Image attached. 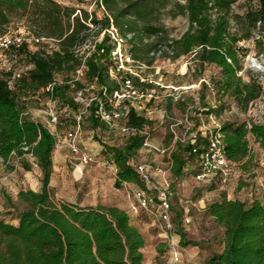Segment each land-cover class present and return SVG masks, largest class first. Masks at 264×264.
<instances>
[{"label":"trees","instance_id":"16d2710c","mask_svg":"<svg viewBox=\"0 0 264 264\" xmlns=\"http://www.w3.org/2000/svg\"><path fill=\"white\" fill-rule=\"evenodd\" d=\"M96 1L105 12L101 19L95 14L89 16L86 11L80 10L78 14L55 0H0V36L6 33L13 18L25 17L32 35L56 45L51 51L40 48L32 53L22 46L14 49L31 65L14 89L9 85L12 72L0 73V158L8 164L13 156L22 159L30 155L41 172L39 190L21 189L17 194L18 201L24 205L16 213L17 223L0 220V264H143L145 238L130 223L126 210L117 206L80 207L53 202L50 181L57 138L42 122L24 114L22 100L27 91H38L58 74L67 77L83 63L89 83L98 87L90 108L92 126L107 128L95 111L100 102L107 106L108 96L120 87V82L110 76L114 43L105 32L84 62L78 51L87 40L97 37L111 24L126 38L129 52L136 61L151 65L158 52L171 60L194 53L199 65L219 68V76L211 81L216 93L221 97L230 95L243 112L264 95L257 79L244 81L238 74L243 51L239 42L248 39L257 21L264 19V0H258V10L249 8L246 23L240 26L241 35L231 31L229 17L232 5L238 0H184L183 3L178 0L169 15L185 16L188 20V28L178 38L169 36L158 17L168 0ZM203 87L207 89L206 85ZM72 89L82 90L84 85L79 80L66 79L54 87L51 95L43 94L78 112L79 103L69 96ZM201 98L204 101V94ZM204 105L207 114L222 107ZM125 124L143 131L152 121L130 107ZM219 129L224 135L227 158L247 170L252 161L248 138L252 137L264 149V123L227 120ZM144 137L138 133L128 136L122 146L102 145L103 152L116 167V188L125 182L144 188L131 163ZM192 146L190 140L176 143L170 153L172 176L179 178L187 161H197ZM22 165L30 169L29 164ZM205 214L223 228V249L211 253L205 264H264V195L250 204L223 197L208 203ZM177 232L181 246L197 244L186 239L184 231Z\"/></svg>","mask_w":264,"mask_h":264},{"label":"rangeland","instance_id":"374dc122","mask_svg":"<svg viewBox=\"0 0 264 264\" xmlns=\"http://www.w3.org/2000/svg\"><path fill=\"white\" fill-rule=\"evenodd\" d=\"M63 6L73 8L78 14L80 10L86 11L88 15L95 14L99 19L103 18L105 12L103 7L96 0H55ZM178 0H168L166 7L160 10V23L168 30L171 38H178L188 28V20L185 16L171 17L170 9ZM182 3L184 0H179ZM249 8L258 10L260 4L258 0H238L232 5L229 17L231 21V31L241 35L240 26L244 25L245 16ZM248 39L239 42L243 49L241 52V70L238 74L244 81L255 78L259 81L260 74L251 64V59H256L262 63L264 54V24L258 25ZM89 22V20H88ZM93 31L96 27L89 22ZM104 31V30H103ZM103 31L95 40L102 39ZM6 33L9 36H19L24 38V47L29 53L45 48L51 51L56 48L52 41L35 42L32 40V30L27 24L25 17L13 18ZM108 34V32H107ZM261 42L259 44L258 42ZM15 48L3 49L0 47V73L9 71L12 75L9 79L11 88H15L19 78L26 75L31 65L24 56H20ZM129 43L125 44V51L129 52ZM111 67L114 60L111 59ZM135 70L137 67H134ZM140 73L148 76L154 83H162L163 88L158 90V99L146 103L145 109L139 110L138 114L143 115L152 124L144 127L143 133L148 136L153 144L165 148L166 152L160 154L154 151H140L134 154L131 159L134 167L141 163L149 164L162 169L168 177L171 185L170 203L171 217L174 224L171 233L180 235L177 230L184 231L186 239L197 241L211 253H217L223 246V228L217 226L212 218L205 214V207L208 203L220 200L223 193H228L233 199H240L249 203L254 196V188L259 186V177H264V149L252 137L248 138L252 154V161L247 170L240 165L236 169L245 173L240 178L236 177L228 184L222 185L218 180L211 183L201 182L195 179L197 171V161H187L183 168L182 175L176 178L171 175L170 153L175 149L176 142L170 124L175 121H183L188 117L194 125L191 130L186 125H178L173 128L176 135L188 138L190 132L198 130L200 127L213 129L215 124L221 125L223 121L264 123V95L250 103L247 111H241L234 99L230 95L221 97L209 88H204L205 83H212L217 78L220 69L214 65H199L194 58V53L181 56L177 60H171L161 55L156 56L151 65L142 66ZM68 77V78H67ZM66 75L58 74L55 80L64 82L66 79H75L82 82L84 89L70 90L69 96L79 103L78 110L85 111L81 121V131L78 134L79 145L91 153L94 161L89 165H83L72 153L66 144V136L73 131L74 111L71 107L64 105L59 100H50L49 97L38 91H27L24 101V114L35 121H40L61 141L59 147H55L53 152V173L50 181L51 198L57 205L68 203L80 207L103 206H123L134 203L132 190L139 188L138 185L129 183L131 188L122 185L116 188L114 185L116 178V167L108 154L103 152L102 145L122 146L128 136L121 133L118 128L108 129L105 127L93 128L91 123V105L97 96L98 87L90 84L85 72L76 70L75 73ZM262 85V84H261ZM73 87V86H72ZM264 87V85H262ZM264 91V88H262ZM174 94L178 98H171ZM204 94V101L201 95ZM216 107L222 105L221 109L215 108L214 112L207 114V106ZM126 103L114 104L108 99L105 109L112 113H122L126 109ZM49 109L57 116V123L51 121L47 114ZM218 109V110H217ZM202 111V112H201ZM166 114L168 118H162ZM118 125L125 123V118L120 115L117 118ZM23 163L30 165L26 170ZM257 176V178H255ZM41 172L36 164V160L30 156L17 158L13 156L8 164L0 161V220L8 223H17L15 218L18 210L23 208V204L17 199L19 190L31 189L34 191L40 188ZM155 181L161 179L158 173L153 172ZM250 194V195H249ZM129 210L130 223L136 226L145 238V246L142 249L143 264H168L169 249L167 239L161 235L156 226V219L145 211L138 214ZM190 222L186 223L185 219ZM168 235L170 233L168 232ZM166 245V246H165ZM204 261H201V264Z\"/></svg>","mask_w":264,"mask_h":264},{"label":"built area","instance_id":"2783aa9c","mask_svg":"<svg viewBox=\"0 0 264 264\" xmlns=\"http://www.w3.org/2000/svg\"><path fill=\"white\" fill-rule=\"evenodd\" d=\"M264 24V21H259L258 25ZM91 27V25H89ZM108 32L111 40L114 43L112 49V58L114 60V66L110 69V76L119 81V89L115 90L108 99L114 104L126 103V109L122 113H112L105 109V105L100 102L98 109L95 111L97 117L102 120L108 129L118 128L121 133L132 136L138 133H143L134 127H129L125 123L118 125L117 118L122 115L126 118L130 107L134 108L138 113L139 110L145 109V104L158 99V90L163 88L162 83H154L152 79L144 74L140 73L142 66L146 64L133 59L130 52L125 51L126 38L123 37L117 29L111 24L110 27L103 31V34ZM32 40L35 42L50 41L45 38L36 37L32 35ZM264 40V39H262ZM101 39H89L79 49L78 54L81 56L82 62L87 56L94 51L96 42H100ZM24 38L19 36H9L7 33L0 36V47L3 49L19 48L23 45ZM160 55V52L156 56ZM262 56V63H259L256 59H251V64L254 66L257 64L256 70L259 72V83L264 85V54ZM137 67L135 70L134 67ZM84 69L83 63L79 68V71ZM62 84L54 79V81L48 83L44 87L40 88L41 93L51 95L54 87ZM207 88L211 91L214 89L213 83H205ZM261 85V86H262ZM264 88V87H262ZM171 98H178L174 94L169 95ZM50 100H53L51 96H48ZM96 100V99H95ZM85 111L80 110L73 115L74 129L67 134L66 144L72 153L77 157L83 165H89L94 161V157L91 153L86 151L79 145L78 134L81 131V121ZM202 112V111H201ZM51 121L56 124L57 116L49 109L47 113ZM162 118H168L166 114H163ZM178 125H186L188 130H192L194 125L186 117L183 121H175L170 124L172 133L174 134V141L185 143L191 141L192 153L197 159V171L195 179L201 182L211 183L218 180L222 185H226L233 178H240L245 173L241 169H236L237 163L229 160L225 151L224 135L220 131V125L215 124L213 129L206 127H200L194 132H190L188 138L185 139L176 135L173 128ZM60 140L56 141V146L59 147ZM140 151H154L160 154L166 152L165 148H161L158 145L152 143L149 137L146 135L142 142ZM0 161H3L0 158ZM136 172L144 184V188H133L132 195L134 203L131 205V212L138 214L140 211L150 213L156 219L157 227L160 230L162 236L167 239V245L169 249V262L168 264H179L181 252L179 249L180 240L177 235L171 233L174 224L171 217V203H170V181L165 176V172L157 167H153L146 163H141L135 166ZM153 172L158 173L161 177L159 181H155L153 178ZM257 178V176L255 177ZM127 188H131L129 183H123ZM186 223L190 222L189 218L185 219ZM168 232L170 235H168Z\"/></svg>","mask_w":264,"mask_h":264},{"label":"crops","instance_id":"0c3cea01","mask_svg":"<svg viewBox=\"0 0 264 264\" xmlns=\"http://www.w3.org/2000/svg\"><path fill=\"white\" fill-rule=\"evenodd\" d=\"M259 182H260L259 186L254 188V193H253L254 196L250 199L248 204H250L254 199H261L262 195H264V177H259ZM223 197H226L227 199H233L230 197L228 193L227 194L223 193L221 198ZM132 204L133 202L131 204L126 205V208L128 207L130 208ZM117 207L126 210L127 213L129 214V210L126 209L125 207L123 206H117ZM129 217H130V214H129ZM196 243H197L196 245H192V244H189L187 246L179 245V249L181 252L179 264H201V261H204L202 264H205L206 259L210 256L211 252L207 249V247H204L201 243L197 241ZM222 249H223V246L219 252H221Z\"/></svg>","mask_w":264,"mask_h":264},{"label":"bare ground","instance_id":"6f19581e","mask_svg":"<svg viewBox=\"0 0 264 264\" xmlns=\"http://www.w3.org/2000/svg\"><path fill=\"white\" fill-rule=\"evenodd\" d=\"M254 67H255V68H257V67H258L256 63H255V65H254Z\"/></svg>","mask_w":264,"mask_h":264}]
</instances>
